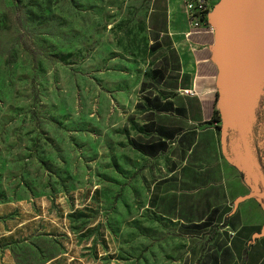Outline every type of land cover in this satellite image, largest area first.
<instances>
[{"label": "rangeland", "instance_id": "obj_1", "mask_svg": "<svg viewBox=\"0 0 264 264\" xmlns=\"http://www.w3.org/2000/svg\"><path fill=\"white\" fill-rule=\"evenodd\" d=\"M183 90L167 0H0V202L38 203L63 228L79 219L64 200L91 197L77 208L107 236L108 264H227L213 214L175 222L147 208L188 164L182 131L222 141L217 93L201 110Z\"/></svg>", "mask_w": 264, "mask_h": 264}, {"label": "crops", "instance_id": "obj_2", "mask_svg": "<svg viewBox=\"0 0 264 264\" xmlns=\"http://www.w3.org/2000/svg\"><path fill=\"white\" fill-rule=\"evenodd\" d=\"M184 1L167 0V35L178 56L180 73L188 77L201 110L203 105L212 110L217 93V69L209 50L212 34L185 37ZM202 128L179 134L176 154L183 157L182 152L187 153L188 164L182 162L168 172L164 181L174 180L171 189H162L155 197L150 191L147 208L165 219L189 223L213 212L218 225L226 220L220 230L228 234L225 246L231 258L227 264H264V208L251 196L249 182L225 157L220 135L211 127ZM206 185L211 186L208 192L195 193ZM91 199L64 200L69 214L79 219L62 220L63 228L50 214L49 218L40 214L38 203L0 202V264H108L107 236L95 227L98 221L79 209ZM53 210L49 207L48 213Z\"/></svg>", "mask_w": 264, "mask_h": 264}, {"label": "water", "instance_id": "obj_3", "mask_svg": "<svg viewBox=\"0 0 264 264\" xmlns=\"http://www.w3.org/2000/svg\"><path fill=\"white\" fill-rule=\"evenodd\" d=\"M206 22L212 30L210 57L217 69L215 85L223 120L221 148L224 152L226 132H233L241 147L235 145L234 154L229 145L224 155L244 172L248 168L245 138L259 99L264 100V0H218ZM251 196L256 198L252 191Z\"/></svg>", "mask_w": 264, "mask_h": 264}, {"label": "flooded vegetation", "instance_id": "obj_4", "mask_svg": "<svg viewBox=\"0 0 264 264\" xmlns=\"http://www.w3.org/2000/svg\"><path fill=\"white\" fill-rule=\"evenodd\" d=\"M224 147L232 146V152L236 154V147H241V143L236 141V135L231 131L226 132L224 138ZM248 148L247 160L245 165L248 167L244 170L243 175L252 187V193L262 202L264 207V100L260 98L255 111L254 121L251 130L245 138ZM243 153L242 149H239ZM253 181L256 184L253 185Z\"/></svg>", "mask_w": 264, "mask_h": 264}, {"label": "built area", "instance_id": "obj_5", "mask_svg": "<svg viewBox=\"0 0 264 264\" xmlns=\"http://www.w3.org/2000/svg\"><path fill=\"white\" fill-rule=\"evenodd\" d=\"M213 5H211L210 0L184 1V15L187 21L185 37L202 32L212 33L210 26L206 22V16ZM182 93L187 96L193 95L191 90H183Z\"/></svg>", "mask_w": 264, "mask_h": 264}, {"label": "trees", "instance_id": "obj_6", "mask_svg": "<svg viewBox=\"0 0 264 264\" xmlns=\"http://www.w3.org/2000/svg\"><path fill=\"white\" fill-rule=\"evenodd\" d=\"M156 149H155V151H160V150H164L165 149V145L163 144V143H160V144H158V145H156V147H155ZM154 152V150H152V149H149V151H148V154H152ZM257 200H258V198H257ZM259 201V200H258ZM259 203L262 205V207H263V204H262V202L261 201H259ZM264 208V207H263ZM214 215V213L213 212H211L209 215ZM208 215V216H209ZM226 225V220L225 219H223L222 220V223H221V226L223 227V226H225ZM221 227V228H222ZM215 231L217 230L216 228L214 229ZM224 253H226L227 254V257H228V262H229V259L231 258V253H230V251L228 250V248L227 247H225V251H224ZM227 262V263H228Z\"/></svg>", "mask_w": 264, "mask_h": 264}]
</instances>
